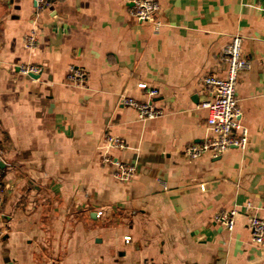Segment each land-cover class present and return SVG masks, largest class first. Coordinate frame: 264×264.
<instances>
[{
    "label": "crops",
    "instance_id": "crops-1",
    "mask_svg": "<svg viewBox=\"0 0 264 264\" xmlns=\"http://www.w3.org/2000/svg\"><path fill=\"white\" fill-rule=\"evenodd\" d=\"M159 1L155 31L130 0H0V264H264L248 226L264 217V0ZM236 34L249 143L191 158L210 136L204 77L225 74ZM124 96L163 113L141 118ZM108 134L125 140L110 152L135 165L130 182L102 160ZM230 209L232 230L215 220Z\"/></svg>",
    "mask_w": 264,
    "mask_h": 264
},
{
    "label": "built area",
    "instance_id": "built-area-1",
    "mask_svg": "<svg viewBox=\"0 0 264 264\" xmlns=\"http://www.w3.org/2000/svg\"><path fill=\"white\" fill-rule=\"evenodd\" d=\"M133 6V13L142 22L152 23L154 30L159 31L163 26L160 14L162 5L159 0H130ZM36 7L42 10L48 4V0H35ZM37 37L35 31L25 36L27 47L36 45ZM224 59L227 69L224 75L209 74L204 77V83L211 89L210 97L203 101L202 107L208 110L207 125L210 136L199 143H191L185 148V153L191 158H198L205 154L214 157L220 156L231 147L244 149L249 143V129L242 123V110L237 98V85L242 72L250 66V60L243 53V37L236 34L230 43L224 48ZM41 68L36 64H27L20 67L24 74H36ZM70 78L84 80L85 74L81 69L72 68ZM141 87L146 89L151 97L157 95L159 90L150 88L146 83ZM121 103L137 110L141 118H155L163 113V110L153 105L152 100H138L133 97L124 96ZM105 151L102 160L115 167L114 175L121 182H130L135 174L136 167L133 164L115 159L111 154V148H124L125 140L119 136L108 134L104 138ZM2 152L0 151V161ZM7 189L2 172L0 171V214L4 200V193ZM236 209L220 211L215 215V220L224 224L228 229L235 226ZM248 226L253 240L264 246V217L253 212L249 215ZM1 235V233H0ZM131 236H126L129 241ZM145 264H156L148 261Z\"/></svg>",
    "mask_w": 264,
    "mask_h": 264
},
{
    "label": "water",
    "instance_id": "water-1",
    "mask_svg": "<svg viewBox=\"0 0 264 264\" xmlns=\"http://www.w3.org/2000/svg\"><path fill=\"white\" fill-rule=\"evenodd\" d=\"M30 75L35 76L36 74H30ZM3 166H4L3 161H0V167H3Z\"/></svg>",
    "mask_w": 264,
    "mask_h": 264
}]
</instances>
